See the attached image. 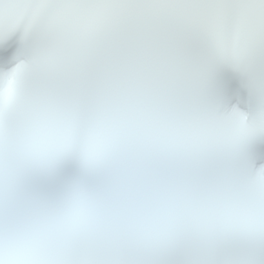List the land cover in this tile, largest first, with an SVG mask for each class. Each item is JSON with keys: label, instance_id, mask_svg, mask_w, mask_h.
Segmentation results:
<instances>
[{"label": "snow or ice", "instance_id": "snow-or-ice-1", "mask_svg": "<svg viewBox=\"0 0 264 264\" xmlns=\"http://www.w3.org/2000/svg\"><path fill=\"white\" fill-rule=\"evenodd\" d=\"M0 264H264V0H0Z\"/></svg>", "mask_w": 264, "mask_h": 264}]
</instances>
